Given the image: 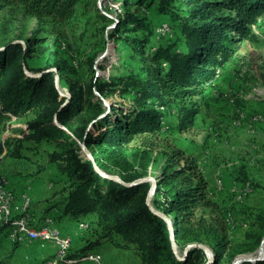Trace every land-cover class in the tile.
I'll list each match as a JSON object with an SVG mask.
<instances>
[{"label":"trees","instance_id":"obj_1","mask_svg":"<svg viewBox=\"0 0 264 264\" xmlns=\"http://www.w3.org/2000/svg\"><path fill=\"white\" fill-rule=\"evenodd\" d=\"M81 1L0 0V16L16 7L38 20L49 19L63 26L74 18ZM147 2L151 5L157 2L159 12L178 21L173 0H124V7L131 4L143 7ZM188 7V17L176 24L184 39L183 50L179 49L177 40L148 49L152 35L163 41L164 36L157 35V28L166 23L151 29L147 18L134 12L117 18L115 28L108 35L131 45L143 61L142 68L124 79L111 77L108 82H102L93 77L82 84L65 79L61 72L65 68L56 66L60 84L68 80L70 97L60 95L56 73L48 71L54 65L30 67L28 61L35 51L31 44L25 46L12 40L0 48V137L13 118L27 119L22 138H8L4 142L0 139V158L23 157L26 143L48 148L49 163L56 166L66 181L64 197L55 205H63V214L71 219L94 216L100 230L96 241L72 253L71 248L68 258L77 257L80 262L101 240L111 241L117 235L123 241L118 246L133 247L142 264H207L208 258L201 249L192 248L185 255L190 244L209 247L215 258L211 264H219L224 258L233 262L235 255H227V230L231 229L229 225L240 228L242 220L210 197L209 184L196 158L176 150L163 168L151 201L174 229L178 254L184 258L180 260L172 248L167 220L147 204L151 182L128 187L103 178L95 170L93 161L83 156L78 142L86 144L103 172L111 175L99 154L119 169L124 182L143 178L127 155L129 143L140 137L142 144L152 151L153 139L159 138L163 131L168 110L178 99L200 95L203 86L217 75V69L234 56L235 49L227 34L238 32L243 39L249 38L251 27L264 15V0H189ZM224 11H231L234 16L225 17L221 14ZM168 25L176 31L173 24ZM141 31V37L134 36ZM24 68L40 76H27ZM111 89L121 96H129L133 106L126 109L112 104L107 108L104 98ZM197 113L195 108L183 107L178 128L192 127ZM56 120L68 131L58 127ZM176 161L183 165H176ZM207 211L213 213L214 221L206 218ZM259 220L264 218L259 216ZM89 224L88 231H91L92 224ZM262 240V237L257 239V246ZM243 264H264V256Z\"/></svg>","mask_w":264,"mask_h":264},{"label":"rangeland","instance_id":"obj_2","mask_svg":"<svg viewBox=\"0 0 264 264\" xmlns=\"http://www.w3.org/2000/svg\"><path fill=\"white\" fill-rule=\"evenodd\" d=\"M188 1L173 0L179 18L175 21L159 12L157 2L153 5L147 2L143 4L145 6L141 5L143 7L131 4L127 8L124 0H82L76 7L74 18L63 26L49 19L38 20L22 8L11 7L0 16V48L12 40L25 46L31 44L35 51L28 61L30 67L44 68L49 63L56 69L60 66L65 68L61 71L65 79L82 84L93 77L102 82H108L111 77L124 79L138 73L143 61L125 40L109 37L116 26L114 21L126 12H134L147 18L151 29L166 23L157 28V35L164 36L163 41L152 35L148 49L167 46L177 40L179 49L183 50L181 42L184 39L176 24L188 17ZM221 14L234 16L231 11ZM167 23L173 24L176 31ZM251 30V36L246 39L238 32L227 34L235 49L234 56L217 69L219 77L204 85L200 95L178 99L168 110L163 131L159 138L153 139L152 151L142 144L140 137L133 139L126 149L143 178H154L158 182L176 150L197 159L209 184L210 197L242 220L240 228L229 225L231 229L227 230V255H235L233 262L238 258L259 257L260 245L257 246L256 241L259 237L264 239V221L259 220V216L264 218V15ZM142 35L141 31L134 36ZM59 76L60 90L69 94L68 80L60 84ZM112 104L126 109L133 106L129 96H121L111 89L104 98V105L109 108ZM183 107L198 111L194 125L187 130L178 128ZM26 120L13 118L9 121L1 134V141L22 138ZM42 148L44 154L33 158L38 169H45L48 164V148ZM98 156L111 175H119V169L111 161L106 162L102 155ZM175 164L182 166L183 162L176 161ZM242 180L249 183L243 184ZM65 185L59 184L57 193L64 190ZM16 204L21 205L17 201ZM205 214L211 222L215 220L211 211ZM54 260L49 264H56ZM58 261L65 264L64 260ZM233 262L224 258L219 264Z\"/></svg>","mask_w":264,"mask_h":264},{"label":"crops","instance_id":"obj_3","mask_svg":"<svg viewBox=\"0 0 264 264\" xmlns=\"http://www.w3.org/2000/svg\"><path fill=\"white\" fill-rule=\"evenodd\" d=\"M42 147L45 148V146L36 147L26 143L22 150L23 157L2 156L0 158V172L8 177L18 204H21V194L27 193L31 198V210L37 218L40 216L39 221H43L47 216H53L60 230L73 237L72 253L80 250L87 243L96 241L100 230L94 216L82 217L77 220L71 219L63 214V205H55L64 197L62 195L63 190L57 193L58 186L66 183V181L59 174L56 166L49 163L48 160L45 169H38L33 158L36 159L38 155L44 154L41 150ZM43 215L47 216L41 217ZM81 221L90 222L92 230L77 232ZM8 231L7 227L1 226L0 221V264H49L54 258V262L59 263L57 249L51 242L27 241L29 245L15 243L8 236ZM122 243V238L116 235L111 241L101 240L99 245L88 253L100 254L105 264H142L133 247L121 248L118 244ZM77 259L79 260V258ZM84 259L85 257L77 264H90Z\"/></svg>","mask_w":264,"mask_h":264},{"label":"bare ground","instance_id":"obj_4","mask_svg":"<svg viewBox=\"0 0 264 264\" xmlns=\"http://www.w3.org/2000/svg\"><path fill=\"white\" fill-rule=\"evenodd\" d=\"M2 173L0 172V175ZM5 190L9 194H15L11 189L9 180H5ZM23 203L21 205L16 204V200L13 202L11 209H5L3 212V220L7 222L9 237L12 241L15 242V236H17V228L18 224L20 231V238H25L30 242H52L53 244L57 243V236L55 235H47L44 233L50 232V227L59 228L55 219L52 216H47L43 219V221L37 222L35 225H29L26 221L30 220L34 217L31 209L25 210L22 212ZM1 221V217H0ZM5 227V226H4ZM16 243V242H15ZM21 243V242H18ZM72 248L71 242H62V250H60V259L64 260L66 264H77L79 262L78 259L68 258V253ZM58 257V253H57ZM241 259V258H238ZM237 259V260H238ZM86 262L90 264H105L104 259L100 254L90 252L85 256L84 259Z\"/></svg>","mask_w":264,"mask_h":264},{"label":"water","instance_id":"obj_5","mask_svg":"<svg viewBox=\"0 0 264 264\" xmlns=\"http://www.w3.org/2000/svg\"><path fill=\"white\" fill-rule=\"evenodd\" d=\"M18 42V41H16ZM25 70V73L27 76H30V77H37V76H40V74H33L31 72H29L26 68H24ZM48 71H51V72H54L56 73V77H55V81H56V87L58 88L59 92H60V95L61 96H66V97H70V94H65L64 92H62L59 88V85H58V70L56 68H52ZM97 95H99V93L97 92L96 93ZM56 124L58 127H60L61 129H64L66 131H68V129L62 125H60L58 123V121L56 120ZM92 125V124H91ZM79 144H80V147H81V152L83 154V156H85L87 159L93 161L94 163V166H95V170L100 174V176H102L103 178H107V179H111V180H115V181H118L120 183H123L124 185L128 186V187H133V186H138L142 183H145V182H151L152 184V187H151V190L148 194V197H147V204L150 206L151 210L156 213L157 215L159 216H162L163 218H165L168 222V226H169V229H170V232H171V242H172V248H173V251L174 253L176 254V256L182 260L184 258L180 257L179 254H178V250H177V244H176V238H175V234H174V229L170 223V221L166 218L165 215L161 214L160 212L156 211L155 208L152 206L151 204V201H152V198L156 192V189H157V184H158V181H156L154 178H141L139 180H136L134 182H130V183H126L124 182L121 177L119 175H110V174H107V173H104L97 165V163L95 162V159H94V156L92 155V153L90 152V150L86 147V144L84 142H80L78 141ZM192 248L194 249H201L204 251L206 257L208 258V263L207 264H211L215 258H214V255H213V252L211 251V249L203 244H190L187 246L186 250H185V255L189 252V250H191ZM261 255H264V239L262 240V243L260 245V248H259V257L257 258H241V259H238V260H235L233 262V264H242L244 262H255L257 261Z\"/></svg>","mask_w":264,"mask_h":264},{"label":"built area","instance_id":"obj_6","mask_svg":"<svg viewBox=\"0 0 264 264\" xmlns=\"http://www.w3.org/2000/svg\"><path fill=\"white\" fill-rule=\"evenodd\" d=\"M219 77V73H217L215 78ZM214 80V79H213ZM5 180H9L8 177L4 174L0 175V217H1V226L8 227L7 222H4L3 220V212L5 209H11L13 202L17 200V197L15 194H9L7 193V190H5ZM21 200H23V209L22 212L28 209H31V198L27 193H23L20 196ZM47 215H43L41 217H45ZM29 223V225H35L37 222H39V217L37 218L34 216L30 220L26 221ZM17 228V236H15V242H21V244H26L27 240L25 238H20V229L18 224L16 225ZM90 229L89 222L81 221L78 225L77 232H86ZM47 235H55L57 236V243L53 246L57 248L58 251V260H60V250H62V242H71L73 244V237L71 235L64 234L60 228H53L50 227L49 233H44Z\"/></svg>","mask_w":264,"mask_h":264}]
</instances>
